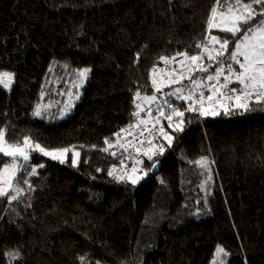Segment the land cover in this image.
<instances>
[{
    "label": "trees",
    "instance_id": "16d2710c",
    "mask_svg": "<svg viewBox=\"0 0 264 264\" xmlns=\"http://www.w3.org/2000/svg\"><path fill=\"white\" fill-rule=\"evenodd\" d=\"M214 4L0 0V70L15 73L10 90L0 86V126H7L9 142L30 136L48 149L84 146L76 167L70 155L64 164L32 155L33 165H45L30 177L34 191L21 185L19 202L0 199V264L16 248L18 264H80L79 256L89 264H213L218 245L248 264H264V105L215 118L186 113L185 131L154 158L157 172L135 186L107 175L121 160L132 167L126 152L100 151L105 138L116 140L135 122L134 93L153 94L152 69L168 76L159 57L197 53ZM86 66L105 76L99 103H84L63 120L32 115L37 103L67 89V75ZM169 102L186 107L174 97ZM202 156L214 161L204 188L205 170L190 163ZM139 158L147 169L150 162Z\"/></svg>",
    "mask_w": 264,
    "mask_h": 264
},
{
    "label": "snow or ice",
    "instance_id": "6c2138e0",
    "mask_svg": "<svg viewBox=\"0 0 264 264\" xmlns=\"http://www.w3.org/2000/svg\"><path fill=\"white\" fill-rule=\"evenodd\" d=\"M171 2L172 0H169V4ZM205 24L204 39L194 45L198 50L196 54L189 55L185 50L171 57H159L166 65L178 63L179 72L175 76L169 73L167 83H158L155 77L157 69L155 67L152 69L153 94L142 96L139 90L134 93L133 103L137 111L133 112L132 116L136 117V123L114 134L115 145L105 138L104 143L107 146L100 151L116 156L117 153L110 150L118 146L125 152L132 148L136 154L129 153L127 157L133 161L131 168H128L124 160H121L119 170L117 165H113L108 170L107 175L117 182L135 186L149 172L155 171L160 161L154 158L163 156L165 151L173 146V142L177 139L174 133L179 134L185 131L186 113L196 114L198 118H215L221 115H243L249 111H255L251 107L253 104L264 105V0H248V2L215 0ZM213 29L225 35L223 37L213 35ZM229 36L231 39L228 38ZM229 45H232L231 50ZM177 57L181 59L178 60ZM139 58L140 53L137 52L134 62H138ZM90 71L89 68L80 69L77 70V75L84 80L87 79ZM197 73L206 75H194ZM14 79L15 73L0 71V86L4 89L10 90ZM184 80L188 81L187 85L182 84ZM232 84L237 86L230 87ZM173 85L179 86L173 87L170 92L163 93L160 97L162 103H156L158 100L156 94L161 93L164 87ZM40 95L43 98L45 93L42 91ZM172 97L177 101L186 102V107L181 110L182 106L170 103L169 98ZM136 100L148 102L147 107H142L141 104L136 103ZM153 104L156 106L155 116L152 114ZM52 106V101H49L47 105L37 103L32 115L43 117ZM64 107L66 110L59 112V118H64L70 110L67 104ZM164 109H167V114ZM141 112H145L146 118H140ZM162 121H167V130ZM133 129H139L138 135L132 138V141L136 143L132 141L121 143L122 133L131 134ZM145 133L147 137L139 139L144 137ZM7 134V126H0V159L6 158L0 162V199L6 200L9 205L12 202H19L22 194H25V188L21 185H26L29 190L34 191L30 177L37 176L38 169L45 165H33L31 163L33 154L64 164L68 154L72 153L71 166L76 167L80 162L81 152L77 149L83 148V145L48 149L34 142L30 136H24L18 142H9ZM145 145L147 146L144 147ZM95 147V145L92 146V148ZM140 154L150 162L147 169L143 167L144 160L139 158ZM190 163H195L205 170L207 179L200 185L204 188L212 181L210 165L214 161H209L207 156H202L199 160ZM207 195L204 197L205 202ZM215 254L216 259L213 264H225V258L229 255L225 248L218 245ZM5 255L7 264H18L23 259L19 248L8 251ZM78 260L80 264H89L85 256H79ZM93 264H99V262H93Z\"/></svg>",
    "mask_w": 264,
    "mask_h": 264
},
{
    "label": "rangeland",
    "instance_id": "374dc122",
    "mask_svg": "<svg viewBox=\"0 0 264 264\" xmlns=\"http://www.w3.org/2000/svg\"><path fill=\"white\" fill-rule=\"evenodd\" d=\"M214 30H216V29H214ZM213 35H218V34L214 33ZM230 48H232V45H229V50H231ZM207 63H208L207 60H205V64H207ZM173 64L179 66L178 63H173ZM165 67H166V65H164V68ZM84 68H89V69H91V71L88 73L87 79L82 80V78L77 75V70L84 69ZM75 70L76 71H73L71 74V79L68 78L69 77L68 75L64 78V82L66 84L65 86L67 87V89L61 90V92L57 95L56 99H50V101H52L53 106L44 114L43 117H38V118H48L51 120H63V119H66L67 117H69L70 113L73 110L80 111L81 106L84 103H89V102L99 103L101 93H102V89H103L104 84H105V76L99 70H97L96 68H94L92 66H86V67L78 68ZM0 71L11 72L9 70H0ZM178 72L179 71H177L175 74L172 73V75L175 76ZM12 73H14V72H12ZM185 74L187 75V73H185ZM194 75H206V74L197 73ZM165 77H169V75L163 76V80L166 79ZM185 81L186 80H184V83H185ZM173 87H176V86H173ZM233 87H236V85ZM168 88H170V87H168ZM164 90H166V87H164L162 89L163 92L161 94L160 93L156 94L158 96V100L156 103H161L162 100L160 99V97L162 96L163 93L170 92V90H167V91H164ZM206 94H208V93L206 92ZM150 95H152V94H150ZM150 95H148V96H150ZM77 96L79 97L78 99H77ZM48 103L43 101L41 104L47 105ZM66 104L70 108V110H68V114L64 118H59V112L61 110H66L64 107ZM139 104H141L142 107L146 108L148 105V102L140 100ZM152 110L155 111V115H156L157 113H156L155 104L152 105ZM144 115H145V112H141L140 118L144 119ZM135 123H136V120L132 124H135ZM128 126L125 127L124 129H127ZM138 132H139V129H133L131 132L132 138L134 135H138ZM123 135H125V133H122V136ZM145 137H147V135ZM145 137L143 139H145ZM128 141H131V140H128ZM146 146L147 145H145L144 147H146ZM77 150L80 151L79 149H77ZM131 152L133 153V155H136L134 153V151L132 150V148H129L128 151L126 152V156L128 157L129 153H131ZM33 155L39 156L36 154H33ZM69 155L72 159V153H69L68 156ZM40 157H42V156H40ZM45 158H48V157H45ZM48 159H50V158H48ZM225 264H248V260L244 256H242V257H240L238 255L234 256L233 254L229 253V255L225 258Z\"/></svg>",
    "mask_w": 264,
    "mask_h": 264
},
{
    "label": "built area",
    "instance_id": "2783aa9c",
    "mask_svg": "<svg viewBox=\"0 0 264 264\" xmlns=\"http://www.w3.org/2000/svg\"><path fill=\"white\" fill-rule=\"evenodd\" d=\"M165 68L167 69V71H168L169 73H174V72H175L174 69L177 70V69L179 68V66L174 65L173 63H171V64H167ZM162 123H163V126H164V128H165L164 121H162ZM131 134H132V133H131ZM126 135H130V134H125V135H123L122 138H121V140H120L121 143H126V142H127V141L122 142L123 138H124ZM146 135H147V133H145L144 137H145ZM144 137H139V139H143ZM131 141H132V139H131ZM110 142L113 143L114 145L116 144V140H110ZM132 142H133V143H136V141H132Z\"/></svg>",
    "mask_w": 264,
    "mask_h": 264
},
{
    "label": "crops",
    "instance_id": "0c3cea01",
    "mask_svg": "<svg viewBox=\"0 0 264 264\" xmlns=\"http://www.w3.org/2000/svg\"><path fill=\"white\" fill-rule=\"evenodd\" d=\"M186 64H187V61L185 62ZM155 77H156V79H157V82L158 83H167V81H168V79H169V77H168V79L166 78L165 80H163V76H159V75H155ZM187 83H188V81L186 80L185 81V83H184V81H182V84H184V85H187ZM173 86H179V85H173ZM173 86H171V87H173ZM169 87V86H168ZM168 87H166V88H168ZM170 87V88H171ZM169 88V89H170ZM171 91V90H170ZM152 114H153V116L155 115V111L154 110H152ZM146 117V114L144 115V118ZM131 138H132V136H131V134L130 135H126L125 137H124V139H125V141H128V140H131Z\"/></svg>",
    "mask_w": 264,
    "mask_h": 264
},
{
    "label": "water",
    "instance_id": "95a60500",
    "mask_svg": "<svg viewBox=\"0 0 264 264\" xmlns=\"http://www.w3.org/2000/svg\"><path fill=\"white\" fill-rule=\"evenodd\" d=\"M159 165H160V163H159ZM159 165H158V166H159ZM156 172H157V169H156L155 171H153L154 174H155ZM154 174H153V175H154Z\"/></svg>",
    "mask_w": 264,
    "mask_h": 264
}]
</instances>
